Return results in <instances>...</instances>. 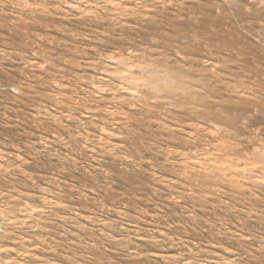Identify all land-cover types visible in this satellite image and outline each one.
I'll return each mask as SVG.
<instances>
[{"label": "rangeland", "instance_id": "rangeland-1", "mask_svg": "<svg viewBox=\"0 0 264 264\" xmlns=\"http://www.w3.org/2000/svg\"><path fill=\"white\" fill-rule=\"evenodd\" d=\"M0 264H264V0H0Z\"/></svg>", "mask_w": 264, "mask_h": 264}]
</instances>
